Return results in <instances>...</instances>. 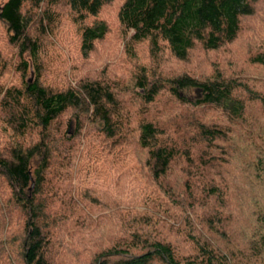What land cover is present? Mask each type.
I'll use <instances>...</instances> for the list:
<instances>
[{"label": "trees", "instance_id": "trees-1", "mask_svg": "<svg viewBox=\"0 0 264 264\" xmlns=\"http://www.w3.org/2000/svg\"><path fill=\"white\" fill-rule=\"evenodd\" d=\"M109 1L0 0L21 76L0 91V264H264V87L242 67L140 65L130 88L91 68L47 78L65 15L89 65ZM261 1L124 0L118 18L187 61L234 43Z\"/></svg>", "mask_w": 264, "mask_h": 264}, {"label": "rangeland", "instance_id": "rangeland-1", "mask_svg": "<svg viewBox=\"0 0 264 264\" xmlns=\"http://www.w3.org/2000/svg\"><path fill=\"white\" fill-rule=\"evenodd\" d=\"M123 1L110 0L103 7L99 17L109 23L110 33L105 40L98 43L96 51L89 59V65L85 66L82 61L75 63V60H82L78 56V27L65 15L62 19L63 25L61 24L62 26L60 25L47 40L48 53L44 56V60H49L51 69L47 78L51 79L52 84L63 85L70 81V78L84 74L91 68L96 73H101L103 70L109 71L114 75L116 82L121 84V87L130 88L133 84L134 74L140 65L154 68H157L159 64L169 65L171 72L203 73L211 71L214 63L218 62L227 66L229 71L231 65L242 67L243 75L252 84L264 87V65L249 62L251 54L264 51V0L259 3L255 16L243 18L240 35L234 43L226 45L217 52H208L201 47H196L190 53L187 61L175 60L169 56L166 50H163V47L161 53L156 56L157 50H153L148 41L130 42L128 31L121 26L118 18ZM0 50L4 59L10 64V67L0 77L1 91L6 86L17 83L21 78L13 68V62L17 60V51L7 42L5 30L1 25ZM162 60L166 63L164 64ZM74 70L78 71L72 72ZM26 79L33 81L34 75L28 74ZM259 82L261 84H258Z\"/></svg>", "mask_w": 264, "mask_h": 264}]
</instances>
